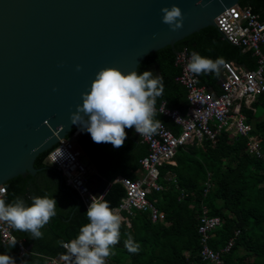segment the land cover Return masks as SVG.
Wrapping results in <instances>:
<instances>
[{
	"label": "trees",
	"instance_id": "1",
	"mask_svg": "<svg viewBox=\"0 0 264 264\" xmlns=\"http://www.w3.org/2000/svg\"><path fill=\"white\" fill-rule=\"evenodd\" d=\"M240 4L251 6L264 21V0H241ZM184 47L213 60L223 57L225 63L233 61L247 69L257 66L253 50L231 43L218 26L205 27L175 46L167 45L149 53L139 64V72L151 70L154 75L163 77L165 87L163 95L157 98V107L165 101L168 108L178 109L183 114L187 110V90L176 79L180 68L175 64L176 53ZM222 68L219 76H198L200 85L215 95L222 92ZM257 102L264 106V94L257 97ZM244 112L248 117L253 116L252 109L244 108ZM155 118L174 133L181 131L171 117L157 111ZM253 127L251 134L261 140L264 154V119L258 120ZM125 131L127 138L120 148H114L110 143L97 144L86 131H82L77 139V147L110 182L103 199L113 209L126 195L124 185L116 178L122 175L136 179L141 159L148 154L149 148L134 127ZM247 142L248 138L243 135L231 138L228 132L223 131L215 142L195 141L180 147L174 158L177 163L160 167L159 182L164 189L154 190L148 196L156 200L165 218L153 222L149 212L135 210L132 215L127 214L129 223H121L120 241L112 249L114 254L109 257V264H210L201 257L202 245L198 233L199 217L204 206L209 208L210 215L223 219L222 225L211 237L209 244L212 248L220 250L236 230H241L231 251L224 254L225 264H264V156L249 153ZM50 150L37 156L36 174L19 175L4 184L7 192L2 199L6 203L21 197L30 205L31 196L45 195L54 196L57 201V214L41 229L43 238L36 240L27 232L13 230L28 248L23 254L18 244L9 248L0 238V254L8 253L17 264L24 260L29 264H46L50 258L66 254L60 242L77 238L81 227L90 222L79 194L66 184L56 167L46 162ZM170 172L174 174L173 178L168 177ZM208 175L211 177V188L205 195ZM181 193L185 195L179 199ZM128 234L140 245L138 253H130L125 248Z\"/></svg>",
	"mask_w": 264,
	"mask_h": 264
},
{
	"label": "water",
	"instance_id": "2",
	"mask_svg": "<svg viewBox=\"0 0 264 264\" xmlns=\"http://www.w3.org/2000/svg\"><path fill=\"white\" fill-rule=\"evenodd\" d=\"M240 1L0 0V185L36 174L37 156L79 128L71 115L99 70H137ZM173 4L184 14L177 31L162 20ZM88 185L99 197L110 182L95 173Z\"/></svg>",
	"mask_w": 264,
	"mask_h": 264
},
{
	"label": "built area",
	"instance_id": "3",
	"mask_svg": "<svg viewBox=\"0 0 264 264\" xmlns=\"http://www.w3.org/2000/svg\"><path fill=\"white\" fill-rule=\"evenodd\" d=\"M216 23L219 30L231 43L253 50L257 57V66L254 69H246L236 66L232 61L226 62L222 68V92L220 95H215L205 86L200 85L199 77L187 69L192 52L184 47L176 53L175 64L180 68L176 79L187 90V110L183 114L178 109L168 108L165 102L158 107L155 105V107L157 111L171 117L174 122L180 125L181 131L176 134L162 123L158 132L151 137L140 136L149 146L148 154L141 159L142 176L135 180L129 177L119 178L126 189V195L115 210L122 220L127 218V214L132 215L135 210L149 212L153 222L165 218V214L157 206L156 200H151L148 196L154 190L164 189V186L159 182L160 167L168 163L174 164L175 155L180 147L193 143L195 140L215 142L223 131L230 130L231 124L237 133L244 136H248L249 131L252 130V126L248 124L244 114L234 115L231 114V111L238 100L247 98L252 102L259 95L264 94V21L253 12L251 6H243L238 3L220 13L216 17ZM80 133V129L77 128L70 137L61 139L48 153L46 162L62 173L66 184L76 190L88 208L91 197L95 194L88 185L92 171L82 161V151L76 145ZM248 139V152L257 157H263L261 140L255 136H249ZM61 149L65 152L63 158L52 163V157ZM205 186L206 195L211 188L210 180L205 182ZM0 188L3 189V192H0V198H2L7 190L4 185H0ZM184 195L181 193L179 199L184 198ZM222 223L223 219L220 216L210 215L209 208L203 207L198 224L202 245L201 257L212 264H225L224 254L231 251L236 238L241 234V230L238 229L223 248L220 250L212 248L209 244L211 237ZM13 230L7 223L0 222L1 241L9 244V241L15 238L20 253L23 254L27 248L24 241L19 239ZM65 251L67 254L66 249ZM66 254L50 258L46 264H72L71 261L65 259ZM109 262L110 258L108 257L106 264Z\"/></svg>",
	"mask_w": 264,
	"mask_h": 264
},
{
	"label": "clouds",
	"instance_id": "4",
	"mask_svg": "<svg viewBox=\"0 0 264 264\" xmlns=\"http://www.w3.org/2000/svg\"><path fill=\"white\" fill-rule=\"evenodd\" d=\"M161 11L163 23L173 31L183 28L184 14L178 5L164 7ZM224 64L223 57L213 60L193 51L187 69L197 76H219ZM77 67L79 69L80 66ZM164 87L163 77L154 75L151 70L125 73L117 67L102 68L90 90L82 93L83 102L72 113L71 123L80 131L89 133L93 142L110 143L114 148L123 146L127 138L126 129L134 127L140 136L151 137L162 126L161 120L155 118V105L157 98L163 95ZM64 154L61 149L52 157V163L63 158ZM0 192H3L2 188ZM30 200L29 205L21 197H16L12 203L0 198V222L7 223L16 231L27 232L37 240L43 238L41 229L57 214V201L48 195L31 196ZM86 216L90 222L81 227L78 237L69 243L60 242L67 250L65 259L72 264H106L107 258L114 254L112 249L120 241L121 216L102 195L91 197ZM16 242L15 238L11 239L8 247H14ZM124 246L130 253L140 250L131 234H128ZM0 264H17V261L3 253L0 254ZM21 264L29 262L24 260Z\"/></svg>",
	"mask_w": 264,
	"mask_h": 264
},
{
	"label": "crops",
	"instance_id": "5",
	"mask_svg": "<svg viewBox=\"0 0 264 264\" xmlns=\"http://www.w3.org/2000/svg\"><path fill=\"white\" fill-rule=\"evenodd\" d=\"M233 62V61H232ZM235 63V62H234ZM236 64V63H235ZM236 66H238L237 64H236ZM238 67H240V68H245V67H242V66H238ZM256 68V67H255ZM247 69V68H246ZM254 69V68H253ZM163 102H165V101H163ZM162 102V103H163ZM251 99H247V98H242L241 100H238L237 102H236V104H235V106H234V108L232 109V111H231V114H234V115H236V114H239V113H241V114H244L245 116H246V118H247V122H248V124L250 125V126H252L253 127V125H255V123L258 121V120H262V119H264V106L263 105H261V103H258L257 102V98L255 99V100H253L251 103ZM161 103V104H162ZM166 103V102H165ZM167 106V105H166ZM244 108H248V109H252V111H253V116L252 117H248L246 114H245V112H244ZM159 112V111H158ZM161 113V112H160ZM161 114H163V113H161ZM161 123H163V122H161ZM166 125V124H165ZM167 126V125H166ZM179 127H180V125H179ZM169 128V127H168ZM254 128V127H253ZM135 130V129H134ZM172 130V129H171ZM180 130H181V127H180ZM253 130V129H252ZM251 130V131H252ZM173 131V130H172ZM251 131H249V134H248V136H245V137H247V138H249V136H255V137H257L255 134H251ZM228 133H229V135H230V137L231 138H234L235 136H237V135H239V133H237L236 132V129H235V127L231 124V126H230V130L229 131H227ZM81 133H82V131H81ZM80 133V134H81ZM180 133V132H179ZM178 133V134H179ZM139 135V134H138ZM241 135V134H240ZM80 136V135H79ZM79 136H78V138H79ZM140 136V135H139ZM244 136V135H243ZM77 138V139H78ZM258 138V137H257ZM140 139H141V141L142 142H144V143H146L147 144V142H145L141 137H140ZM249 140V139H248ZM195 141H197V140H195ZM194 141V142H195ZM193 142V143H194ZM189 144H192V143H189ZM148 145V144H147ZM188 145V144H187ZM186 146V145H185ZM149 147V146H148ZM79 148V147H78ZM80 149V148H79ZM149 149V148H148ZM81 150V149H80ZM82 151V150H81ZM83 155H84V153H83V151H82V157H83ZM89 159V158H88ZM82 161H83V159H82ZM177 162L174 160V164H176ZM90 169H91V171H92V175L93 174H95V173H99L98 172V170H97V168L95 167V165L94 164H92V163H90V161H89V164H86ZM136 173H137V178L136 179H138V178H140L141 176H142V170H141V167L139 168V169H137V171H136ZM171 173V172H170ZM170 173H168V177H170V178H173L174 177V174L173 175H170ZM100 174V173H99ZM91 175V176H92ZM101 175V174H100ZM102 176V175H101ZM209 176V175H208ZM121 177H124V176H122V175H119L117 178H116V180L117 181H119V178H121ZM105 178V177H104ZM106 179V178H105ZM133 180H135V179H133ZM208 180H210V183H211V177L209 176L208 177ZM206 187V186H205ZM210 190V189H209ZM151 194V193H150ZM181 195V194H180ZM180 195H179V197H180ZM122 200V199H121ZM116 208V207H115ZM114 208V209H115ZM140 211V210H139ZM162 211V210H161ZM144 212V211H143ZM163 212V211H162ZM126 218V217H125ZM127 218H128V216H127ZM124 219V220H122V221H126L127 223H129V218L128 219ZM23 240V239H22ZM24 241V240H23ZM26 246V245H25ZM27 248V247H26ZM28 249V248H27ZM27 251V250H26ZM22 254V253H21ZM63 255H65V254H63ZM60 256H62V255H60ZM60 256H58V257H60ZM53 258V257H52Z\"/></svg>",
	"mask_w": 264,
	"mask_h": 264
},
{
	"label": "rangeland",
	"instance_id": "6",
	"mask_svg": "<svg viewBox=\"0 0 264 264\" xmlns=\"http://www.w3.org/2000/svg\"><path fill=\"white\" fill-rule=\"evenodd\" d=\"M76 145H77V142H76ZM82 159H83V162L85 164H89V159H88V157L86 155H83ZM210 264H212V263H210Z\"/></svg>",
	"mask_w": 264,
	"mask_h": 264
}]
</instances>
